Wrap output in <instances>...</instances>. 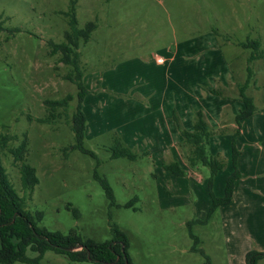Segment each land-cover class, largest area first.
Here are the masks:
<instances>
[{
  "label": "rangeland",
  "instance_id": "1",
  "mask_svg": "<svg viewBox=\"0 0 264 264\" xmlns=\"http://www.w3.org/2000/svg\"><path fill=\"white\" fill-rule=\"evenodd\" d=\"M72 7L78 29L95 24L78 44L83 147L93 156L71 148L72 66L47 43L63 42ZM0 15V135L16 137L12 148L26 139L24 161L38 178L26 206L38 227L96 243L116 239L117 228L132 264H246L248 252H264V0H0ZM247 66L256 110L234 135ZM68 94L66 110L38 121L45 100ZM198 110L209 153L224 162L211 188L209 169L190 168L183 143ZM115 138L134 158L111 157ZM232 146L240 177L231 201L210 212V191L223 196L234 171ZM0 164L22 196L19 161L0 149ZM38 264L94 263L46 251Z\"/></svg>",
  "mask_w": 264,
  "mask_h": 264
},
{
  "label": "trees",
  "instance_id": "2",
  "mask_svg": "<svg viewBox=\"0 0 264 264\" xmlns=\"http://www.w3.org/2000/svg\"><path fill=\"white\" fill-rule=\"evenodd\" d=\"M69 31H65L64 40L61 43H54L49 40L47 43L50 47V54L60 52V61L66 65L72 66L71 73L66 76L76 85L77 103L75 111L71 117V130L74 134L75 143L71 146L72 149H79L81 152L93 154L83 147V135L85 117L82 112L81 102L86 94L85 89L81 84L82 71L78 64L79 40L86 42L91 31L95 28L93 22H88L84 29L76 27V17L74 7L71 8L70 18L68 21ZM4 31L3 21L0 15V34ZM243 45V44H242ZM257 46L256 41H250L248 46ZM259 58V56L250 55L248 62ZM247 75L242 83H237L236 88L238 97L244 104V109L236 116V131L234 135L239 133L240 120L252 115L256 110L253 98L245 93V90L253 81V72L249 66L246 67ZM72 95L68 94L63 99L45 100L48 108V115L39 118V122H50L55 119V111L57 107H62L66 110L68 103L72 100ZM209 125L205 120L202 111L198 110L194 115L192 131H182L183 143L187 147V162L190 168L205 167L209 169V187L215 174L221 171L224 167V162L217 155H211L208 150V140L210 137ZM15 136L7 134L0 135V149L9 151L15 161H19V179L21 183L20 196L14 188L12 182L6 173L5 168L0 164V264H15L23 262L28 264H38L43 254L46 251H53L57 254L66 255L71 261H92L94 264H132L126 251V242L124 235L114 228L116 239L104 241L100 243L91 240L82 241L80 236L71 232L67 235L60 233H50L44 228L37 226L40 215L34 214L26 206V198L30 197L34 186L38 182L36 170L31 165L27 164L25 155L27 153L26 139L24 138L21 144L12 148L8 146ZM111 157H127L134 158V154L130 149L125 147L118 138L114 139L113 145L110 147ZM238 152L232 146V166L234 171L226 177L224 194L221 197H216L210 191L211 209L212 212L217 206L229 203L232 198L234 182L240 177L237 171ZM174 174H183L184 172L176 163H171L166 166ZM94 176L98 178L96 170ZM108 196L111 198L110 191L104 184ZM210 190V189H209ZM80 248V250H76ZM30 250L37 253L35 257H29L26 252ZM264 258V252L252 250L246 255V264H259V261ZM208 264V263H207Z\"/></svg>",
  "mask_w": 264,
  "mask_h": 264
},
{
  "label": "water",
  "instance_id": "3",
  "mask_svg": "<svg viewBox=\"0 0 264 264\" xmlns=\"http://www.w3.org/2000/svg\"><path fill=\"white\" fill-rule=\"evenodd\" d=\"M77 249V248H76Z\"/></svg>",
  "mask_w": 264,
  "mask_h": 264
}]
</instances>
